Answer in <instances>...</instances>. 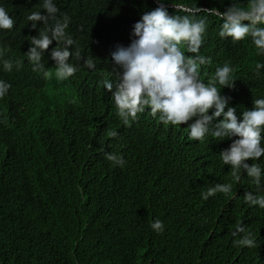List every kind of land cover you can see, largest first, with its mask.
Wrapping results in <instances>:
<instances>
[{
    "label": "trees",
    "instance_id": "16d2710c",
    "mask_svg": "<svg viewBox=\"0 0 264 264\" xmlns=\"http://www.w3.org/2000/svg\"><path fill=\"white\" fill-rule=\"evenodd\" d=\"M52 2L57 19L70 17L69 63L78 71L65 80L45 79L25 56L30 38L45 30L43 22L34 29L27 16L46 15L44 0H0L15 22L11 30L0 29V48L4 53L13 40L23 62L11 72L0 64V80L11 85L0 99V264H264V209L244 202L245 192L264 195V156L248 163L262 169L258 190L243 171L237 182L231 169L217 166L209 154L187 149L173 128L130 127L112 103L107 106L100 84L108 77L98 69L112 68V53L131 44L135 23L157 0ZM162 2L169 14L184 15L176 5L223 12L248 0ZM199 16L207 20L199 54L211 59L200 66V78L207 83L228 63L235 83L221 94L231 98L229 106L242 120L253 100L264 99V68L256 72L264 54L250 37L221 38L219 16ZM57 46L65 47L53 41L48 51ZM181 50L193 55L186 44ZM89 55L94 69L84 67ZM54 63L45 62V69ZM109 131L118 135L109 137ZM109 153L122 157L124 165L107 160ZM226 183L232 184L231 193L202 198L209 187ZM157 219L162 233L150 227ZM237 224L251 231L256 247L234 246Z\"/></svg>",
    "mask_w": 264,
    "mask_h": 264
},
{
    "label": "clouds",
    "instance_id": "9594fccd",
    "mask_svg": "<svg viewBox=\"0 0 264 264\" xmlns=\"http://www.w3.org/2000/svg\"><path fill=\"white\" fill-rule=\"evenodd\" d=\"M157 4L155 9L145 12L135 23L132 33L135 38L131 44L126 48L118 46L112 53L115 62L111 64L112 68L98 69L104 77H108L100 84L107 93V106L112 103L121 122L130 127L144 128L156 123L173 128L178 132L179 142L190 146L187 149L209 154L216 160L217 166L231 169L230 174L237 182L243 171L259 190L262 169L257 163H248L264 156V99L253 100V109L244 110L241 120L236 114L237 109L229 106L231 98L221 94L223 88L234 87L233 68L225 63L216 68L207 83L201 80L200 66L210 64L211 59L199 54L207 28L206 18L200 17L199 13L220 17L221 38L239 42L250 37L259 50L258 54H264V27H261L264 25V0H248L246 6L233 3L223 12L216 8L184 9L183 5H176L175 10L183 9L184 15L169 14L162 0H157ZM42 7L46 15L36 11L27 16L34 29L37 22H43L45 30L30 38L31 47L25 56L33 65L32 70L42 72L45 79L52 76L58 80L68 79L78 71L69 63L73 56L69 47L74 43L66 34L70 17L64 14L62 19H57L59 10L52 0H44ZM49 20L54 21L51 27L48 26ZM245 21L248 23H243ZM14 24L6 9L0 6V29L11 30ZM2 36L0 32V39ZM53 41L57 45L63 43L65 47L57 46L50 53L48 49ZM182 44H186L187 52L193 55H186L181 50ZM15 52L13 40L4 53L0 48V64L7 72L12 71L13 65L17 70L23 66ZM75 56L80 58L78 50ZM106 57L108 60V54ZM51 59L55 63L50 70H46L44 64ZM84 67L95 68L91 55L86 57ZM262 68L264 64L257 63V74ZM10 88V84L0 80V99ZM117 135L116 131L108 132L109 137ZM106 159L121 167L125 163L122 157L115 154H106ZM231 191V183L216 184L201 195L207 200L217 193L227 195ZM244 202L264 209V195L245 192ZM150 227L157 233H162L164 228L159 219ZM231 235L239 237L233 241L236 247H256L255 237L241 224L235 226Z\"/></svg>",
    "mask_w": 264,
    "mask_h": 264
},
{
    "label": "bare ground",
    "instance_id": "6f19581e",
    "mask_svg": "<svg viewBox=\"0 0 264 264\" xmlns=\"http://www.w3.org/2000/svg\"><path fill=\"white\" fill-rule=\"evenodd\" d=\"M45 101V100H44ZM42 108V107H41ZM45 108V107H44Z\"/></svg>",
    "mask_w": 264,
    "mask_h": 264
}]
</instances>
